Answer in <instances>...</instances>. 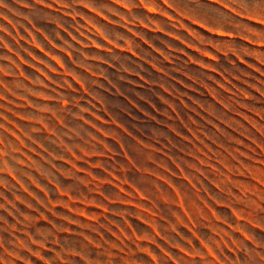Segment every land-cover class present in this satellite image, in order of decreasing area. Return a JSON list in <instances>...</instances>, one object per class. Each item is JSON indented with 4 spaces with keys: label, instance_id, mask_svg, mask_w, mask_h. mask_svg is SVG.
I'll use <instances>...</instances> for the list:
<instances>
[{
    "label": "rangeland",
    "instance_id": "obj_1",
    "mask_svg": "<svg viewBox=\"0 0 264 264\" xmlns=\"http://www.w3.org/2000/svg\"><path fill=\"white\" fill-rule=\"evenodd\" d=\"M0 264H264V0H0Z\"/></svg>",
    "mask_w": 264,
    "mask_h": 264
}]
</instances>
